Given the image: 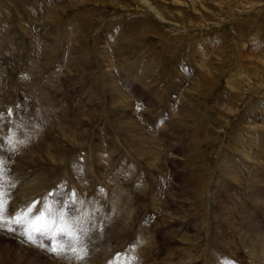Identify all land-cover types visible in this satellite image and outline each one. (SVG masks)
<instances>
[{
    "label": "rangeland",
    "instance_id": "374dc122",
    "mask_svg": "<svg viewBox=\"0 0 264 264\" xmlns=\"http://www.w3.org/2000/svg\"><path fill=\"white\" fill-rule=\"evenodd\" d=\"M157 11H160L161 16ZM0 40V45H4L0 46V49L3 47L0 50V92H4L3 95L0 93V119L12 123V119H16L18 113L21 118L22 113L26 117V123L28 122L26 149L20 155L16 154V150H11L5 156L8 161H5L4 169L6 174L11 170L13 181L22 178L14 165L19 156L26 159L29 157L26 160L29 165H26V161L21 162L20 170H32L34 167L33 170H56L51 164L52 156L46 150L53 152V148L57 147L62 149L59 155L69 157L66 159L69 163L68 170L72 164L76 166L72 170H98L100 167L93 163L94 155L102 150L101 155L105 152L110 155L111 152L113 168L107 170L118 172V184L121 188L128 189L131 194L132 187L143 188L145 184L148 187L146 195H142L143 192L137 195V199L138 204L142 200L148 206L150 204L153 214L147 220L149 223L138 226L132 223L131 228L128 222L126 228L129 232L132 229L131 234L129 233L131 237L128 232L125 234L129 235L126 236L129 237L126 241L132 250L153 248L148 253H153L154 256L147 255L150 262L147 257L144 260L146 263L148 261L147 264L156 260L154 264H173L175 261V264H186V261L191 264L193 260L192 264H264L263 255H259L260 249L264 250V0H0ZM40 65L46 67V71ZM19 69L23 71L22 74ZM32 70L36 73L35 76L32 75ZM38 74L42 77H37ZM32 76L39 78V81L33 77L36 83L33 82ZM11 77L12 80L15 79L12 82ZM25 84L30 85V88L34 86V91L30 89L34 93L28 91L29 86ZM6 94L7 98L4 100ZM52 104H55L54 108L58 109V113L52 116V125L44 126L36 109ZM76 107L85 111L82 116H76ZM59 108L62 109L61 113ZM4 114L8 118L5 119ZM60 120H64L63 123L66 120L67 125L64 123L63 126H67L66 130L70 134L73 132L77 136L72 143H67L61 131L58 132L61 126H58L57 121L61 122ZM79 120L84 121L86 127L82 128ZM129 120L142 123L147 137V140L138 138L140 142L135 139L133 148L131 142L122 137L125 134V125L122 124ZM73 127L76 130L70 131ZM179 127L181 128L178 130ZM34 128L43 129L41 135L47 143L43 142L42 136L38 137L33 132ZM81 128L86 132L78 138L77 133L82 131ZM11 130L7 129L2 138L6 135L10 137L12 134L7 132L12 133ZM56 134L59 137H55ZM175 143L180 147L173 145ZM6 149L0 148V157L4 155L2 152H7ZM114 150L116 154L113 153ZM155 152L157 153L154 154ZM85 155L89 157L86 159ZM11 164L14 169L10 168ZM27 166H32V169ZM234 167H238L237 170ZM33 170L25 175L34 173ZM127 170H134L135 177L129 181V185L121 183ZM151 171L155 176L148 174ZM229 171L237 173L232 176L233 173L228 174ZM141 175L147 176L144 181L139 179ZM242 175L245 177H240ZM88 176L89 174L85 175L86 181L92 186L94 182ZM6 178L8 183L11 178ZM65 180L66 175L58 177L59 185ZM100 181L96 182L97 189L107 193V185L103 183V179ZM165 184L171 186L166 187ZM111 186L114 188V181H111ZM18 189H22L20 193L25 191L26 182L23 179L16 184L14 196L18 195ZM156 193L158 196H154ZM7 198L10 200V197ZM151 201L155 202V207ZM245 218V223H242ZM166 224L171 226L167 236L166 229L163 228ZM239 225L242 228L239 229ZM243 226L248 227L247 230ZM5 238L0 236V252L4 250L2 247L7 246L12 256L9 257L13 261L8 259L4 264H15L16 254L19 258L24 257L23 260L27 259L26 264L31 262V258L35 260V264H45L47 261V256L41 251L45 247L44 242L38 243L39 252H34L35 249L17 238ZM40 239L42 238H37V242ZM243 239L248 241L247 244ZM222 240L229 242L224 243ZM137 243L140 244L136 245ZM158 243H161L160 246ZM116 252L114 249L111 254ZM166 252L172 257L168 259ZM236 253L239 255L236 256ZM151 257L154 259H150ZM179 258L191 262H183ZM123 262L129 264L127 260Z\"/></svg>",
    "mask_w": 264,
    "mask_h": 264
},
{
    "label": "bare ground",
    "instance_id": "6f19581e",
    "mask_svg": "<svg viewBox=\"0 0 264 264\" xmlns=\"http://www.w3.org/2000/svg\"><path fill=\"white\" fill-rule=\"evenodd\" d=\"M147 3V2H146ZM153 6V5H152ZM153 8V7H152ZM154 9V8H153ZM158 12V11H157ZM158 15L159 16H161V13H160V11L158 12ZM31 17H32V15H31ZM34 17V16H33ZM35 18V17H34ZM9 30V29H8ZM30 31V30H29ZM28 31V32H29ZM25 32H26V30H25ZM27 32V33H28ZM31 32V31H30ZM30 34V33H29ZM7 37V36H6ZM3 40V39H2ZM2 40H0V41H2ZM35 40V39H34ZM6 41V40H5ZM36 41H40V40H37L36 39ZM40 44V43H39ZM48 44V43H47ZM3 44L1 43V45L0 46H2ZM38 45V44H37ZM41 45V44H40ZM43 45V44H42ZM4 46V45H3ZM7 47V46H6ZM36 47V46H35ZM47 47V46H46ZM3 48V47H2ZM1 48V49H2ZM8 48H9V46H8ZM44 48V47H43ZM0 49V50H1ZM41 49V48H40ZM3 50V49H2ZM5 51V50H4ZM33 51V50H32ZM36 51H38V50H36ZM30 52V51H29ZM34 52V51H33ZM40 52H42V50L40 51ZM45 52V51H44ZM32 53V52H31ZM196 53V52H195ZM35 54V53H34ZM42 56H44V55H42ZM4 57V56H3ZM35 57V56H34ZM32 58V57H31ZM31 58H30V60H31ZM35 58H37V59H39V58H41V57H35ZM35 58H33L34 60H36ZM6 59V58H5ZM15 59V58H14ZM32 59V60H33ZM40 60H42V59H40ZM44 60V59H43ZM63 60V59H62ZM15 61V60H14ZM49 61V60H48ZM3 62H5V61H3ZM8 62V61H7ZM32 62V61H31ZM43 62V61H42ZM59 62V61H58ZM33 63V62H32ZM16 64V63H15ZM14 64V65H15ZM35 64V63H34ZM34 64H33V66H34ZM38 64H39V62H38ZM41 64V63H40ZM67 64V63H66ZM43 65V64H42ZM17 66V65H16ZM23 66V65H22ZM32 66V67H33ZM36 66H37V64H36ZM35 66V67H36ZM30 67V66H29ZM32 67H31V69H32ZM45 67V66H44ZM57 67V66H56ZM4 68H6V67H4ZM19 68V67H18ZM22 68H24V67H22ZM21 68V69H22ZM40 68H43V66L41 67V65H40ZM39 68V69H40ZM15 69H16V67H15ZM21 69H19V70H21ZM38 69V68H37ZM37 69L35 70V71H37ZM43 69H45V71H46V67L45 68H43ZM42 69V70H43ZM26 70V69H25ZM34 70V69H33ZM32 70V71H33ZM31 71V72H32ZM40 72H41V69L39 70ZM22 70H21V74H22ZM27 72H29V70L27 71ZM48 72V71H47ZM46 72V73H47ZM14 73V72H13ZM16 73L18 74V72L16 71ZM26 73V72H25ZM32 73H34V71L32 72ZM43 73H45V72H43ZM42 73V74H43ZM9 74V73H8ZM10 74H11V72H10ZM10 74H9V77H10ZM21 74H20V76H21ZM35 74L36 73H34V74H32V75H34L35 76ZM19 75V74H18ZM29 75H30V72H29ZM28 75V76H29ZM57 75H61V74H57ZM2 76V75H1ZM34 76H32V79H33V77ZM37 76V75H36ZM40 75L38 74V76L37 77H39ZM40 77H42V75L40 76ZM58 77V76H57ZM60 77V76H59ZM110 77V76H109ZM13 78H17V77H13ZM24 78V77H23ZM35 78V77H34ZM1 79V78H0ZM32 79H31V77H30V80L32 81ZM35 79H37V78H35ZM41 79V78H40ZM43 80H44V78H42ZM4 80V79H3ZM13 80H15V79H13ZM12 80V77H11V82L13 81ZM26 80H28V79H26ZM56 80V79H55ZM61 80V79H60ZM37 82L39 81V78L36 80ZM57 81V80H56ZM113 81V80H112ZM33 82H35L34 81V79H33ZM32 82V83H33ZM45 82V81H44ZM14 83H15V81H14ZM13 83V84H14ZM29 83V82H28ZM36 83V82H35ZM51 83V82H50ZM49 83V84H50ZM62 83V82H61ZM75 83V82H74ZM5 84V83H4ZM9 84V83H8ZM12 84V83H11ZM10 84V85H11ZM42 84H44L43 83V81H42ZM48 84V85H49ZM55 84H56V82H55ZM55 84H54V86H55ZM15 85V84H14ZM13 85V86H14ZM26 85H28V84H25V86ZM31 85H33V84H31ZM34 85H36V84H34ZM37 85H38V83H37ZM40 85V84H39ZM59 85V84H58ZM1 86V85H0ZM6 86H7V84H6ZM12 86V88L14 89V87ZM29 87V90L28 91H31L30 89H33L34 88V86L32 87V88H30L31 86L30 85H28ZM115 86V85H114ZM20 88V87H19ZM27 88V89H28ZM40 88V87H39ZM15 89H16V87H15ZM14 89V90H15ZM57 89V88H56ZM0 90H1V87H0ZM3 90H4V88H3ZM5 90H6V87H5ZM26 90V89H25ZM36 90V89H35ZM40 90H43V89H41L40 88ZM115 90V89H114ZM7 91V90H6ZM12 91V90H11ZM16 91V90H15ZM21 91V90H20ZM33 91H34V89H33ZM33 91H31L32 93H34ZM57 91V90H56ZM113 91V90H112ZM116 91V90H115ZM3 92V91H2ZM2 92H0V93H2ZM27 92V91H26ZM30 92V93H31ZM111 92V91H110ZM117 92V91H116ZM4 93V92H3ZM3 93L1 94V95H3ZM5 93H8V92H5ZM10 93H12V92H10ZM23 93H25V92H23ZM27 93H29V92H27ZM42 93V92H41ZM121 93V92H120ZM36 94H38L37 93V91H36ZM35 94V96L37 97V95ZM10 95V94H9ZM31 95V94H30ZM45 95V94H44ZM6 96V97H5ZM4 97V100L7 98V94L5 95ZM12 96V95H11ZM15 96L16 95H14V99H15ZM22 96V95H21ZM32 96H34L33 94H32ZM2 97V96H1ZM19 97H20V95H19ZM35 97V98H36ZM17 98V97H16ZM26 98H28L27 97V95H26ZM49 98V97H48ZM18 99V98H17ZM22 99V98H21ZM31 99V98H30ZM46 99H47V97H46ZM45 100V99H44ZM173 100V99H172ZM21 101V100H20ZM19 101V102H20ZM28 101H30L29 100V98H28ZM55 101V100H54ZM1 102V101H0ZM5 102H8V100H6ZM12 102V101H11ZM47 102H49L48 100H47ZM46 102V103H47ZM50 102H52V100H50ZM9 103V102H8ZM7 103V104H8ZM14 103V102H13ZM12 103V104H13ZM17 103H18V101H17ZM29 104H30V102H28ZM32 103H34V102H32ZM54 103H56V102H54ZM11 104V103H10ZM41 104H42V102H41ZM1 105V104H0ZM16 106V105H15ZM29 106V105H28ZM44 106V105H43ZM45 106H47V104L45 105ZM52 106H53V104H52ZM52 106H48V107H43V108H40V107H37V114L39 115V117H41V120H40V122L42 123V124H44V126L46 125V126H50V125H52V116L53 115H56L58 112H57V110L54 108L55 107V104H54V106L52 107ZM56 106H58L57 104H56ZM5 107V106H4ZM59 107V106H58ZM61 107V106H60ZM81 107V106H80ZM228 107V106H227ZM5 108H7L8 109V107H5ZM3 109V108H2ZM140 109V108H139ZM8 110H10V109H8ZM17 110V109H16ZM15 110V111H16ZM59 110H60V108H59ZM74 110V109H73ZM123 110V109H122ZM125 110V109H124ZM74 111H76L77 113H76V116L77 115H79V114H81V116H82V114L85 112V111H82L80 108H75V110ZM137 111V110H136ZM57 112V113H56ZM62 112V109L60 110V112L59 113H61ZM13 113V112H12ZM67 113V112H66ZM10 114H11V111H10ZM67 114H70V113H67ZM66 114V115H67ZM177 114V113H176ZM1 115V114H0ZM5 115V114H4ZM7 115V114H6ZM5 115V116H6ZM59 115V114H58ZM19 116V117H18ZM18 116L16 117V119H12V123H9V122H5V120L4 119H0V138H1V140L2 141H0V148L1 149H3L4 147H6L7 149V152L5 151V152H2L4 155H3V157H0V162H2L3 163V172L2 173H0V185H1V183H4V182H6V177H7V175H6V170L4 169V165H5V161H8V160H6L5 159V156H7L6 154L8 153V152H10L11 150H16L17 151V153L16 154H18V155H20L21 154V152L23 151V150H25L26 149V146H27V140H26V134H27V131H28V129H26V125L28 124V122L26 123V117H25V115H24V117L22 116V113H21V118H20V113H18ZM30 116V115H29ZM62 116V115H61ZM63 116H65V115H63ZM13 117V116H12ZM32 117H36V116H32ZM6 118H8V116H6L5 117V119ZM64 119H65V117H63ZM28 119V118H27ZM61 119H62V117H61ZM132 119V118H131ZM54 121V120H53ZM61 121V120H60ZM64 121V120H63ZM63 121H61L62 123H63ZM80 121L81 120H79V124H82L81 126H82V128H84V127H86V123L83 121H81V123H80ZM58 123H59V125L58 126H61L60 128H58V132H60L61 134H62V137L63 138H65L66 139V141H67V143H72L73 141H75L76 139L75 138H77V136H75V134H70L67 130H66V127L65 126H63L64 125V123L66 124V120H65V122L63 123V124H60L61 122H59V121H57ZM128 122V121H127ZM127 122H123L124 124H122V125H125V130H124V132H125V134L122 136V137H124L125 138V140L126 141H129V142H131L130 144H131V146H132V143H134L135 142V139L137 140V141H139L140 142V139L141 140H147L146 138L147 137H145V133H144V131H145V128H144V126H142V123H140L139 121H130L129 120V122L127 123ZM33 123V122H32ZM56 123V122H55ZM73 123V122H72ZM72 123L71 124H69V125H72ZM10 124V125H9ZM158 124V123H157ZM54 126L56 125V124H53ZM67 125V124H66ZM159 125V124H158ZM41 126V125H40ZM58 126H56V127H58ZM178 126V125H177ZM42 127V126H41ZM56 127H54V128H56ZM72 127V126H71ZM70 127V128H71ZM74 127H75V125H74ZM72 128V130L70 129V131H73L74 129L76 130V128ZM76 127H78V125H76ZM81 128V129H82ZM123 128V127H122ZM160 128V127H159ZM173 128H175V127H173ZM181 127H179L178 128V130L180 129ZM7 129H12L11 131H12V135L9 137V136H7L6 134V137L4 136V138H2V136L4 135L3 133L4 132H6V130ZM163 129V128H162ZM161 129V130H162ZM176 129V128H175ZM55 130H57V128L55 129ZM77 130H78V128H77ZM42 131H43V129L42 128H34L33 129V132L34 133H36V135L38 136V137H41L42 135ZM49 131V130H48ZM47 131V132H48ZM180 131H182V129L180 130ZM46 132V131H45ZM85 130L84 129H82V131L81 132H78L77 133V135H78V138H80V136H81V134L83 133V135L85 134ZM121 132V131H120ZM53 133H54V131H53ZM53 133H51V134H53ZM56 133H57V131H56ZM144 133V134H143ZM160 133V132H159ZM175 133V132H174ZM177 133V132H176ZM182 133V132H181ZM49 133H47V135H48ZM55 134V133H54ZM35 135V134H34ZM46 135V134H45ZM176 135H178V134H176ZM50 136V135H49ZM55 136V135H54ZM53 136V137H54ZM59 137V135H57L56 134V136L55 137ZM148 136H150V135H148ZM170 136V135H169ZM182 136V135H181ZM28 137V136H27ZM43 137V136H42ZM84 137V136H83ZM173 137H175V136H173ZM172 137V138H173ZM50 138V137H49ZM82 138V137H81ZM108 139H109V137H107ZM138 138H140V139H138ZM160 138V137H159ZM169 138V137H168ZM43 139H44V137H43ZM52 139H54V138H52ZM56 139H58V138H56ZM101 139V138H100ZM116 139V138H115ZM152 139V138H151ZM156 139H158V138H156ZM156 139H153L154 141L156 140ZM175 139V138H174ZM50 140H51V138H50ZM55 140V139H54ZM61 140V139H60ZM88 140H89V138H88ZM99 140V139H98ZM114 140V139H113ZM149 140H150V138H149ZM148 140V141H149ZM160 140V139H159ZM30 141V140H29ZM35 141V140H34ZM44 141H46L45 139L43 140V142ZM63 141V140H62ZM61 141V142H62ZM78 141V140H77ZM91 141V140H90ZM97 141V140H96ZM100 141V140H99ZM101 141H102V139H101ZM105 141V140H104ZM111 141V140H110ZM115 141V140H114ZM152 141V140H151ZM151 141H150V143H151ZM163 141H165V140H163ZM42 142V141H41ZM49 142V141H48ZM56 142V141H55ZM59 142V141H58ZM116 142V141H115ZM129 142H127V143H129ZM144 142V141H143ZM156 142H158V141H156ZM155 142V143H156ZM162 141H160V143H161ZM176 142V141H175ZM39 143H40V141H39ZM44 143H47V141L46 142H44ZM50 143H51V141H50ZM53 143V142H52ZM51 143V144H52ZM60 143V142H59ZM86 143V142H85ZM102 143V142H101ZM106 143V142H105ZM136 143H138V142H136ZM142 143V142H141ZM160 143H157V144H160ZM172 143H174V142H172ZM171 143V144H172ZM40 144H42V143H40ZM50 144V145H51ZM57 144V143H56ZM78 144H80L79 142H78ZM93 144V143H92ZM142 144H144V143H142ZM145 144H147V143H145ZM154 144V143H153ZM178 144V143H177ZM250 144V143H249ZM36 145V144H35ZM46 145H48V144H46ZM50 145H49V147H50ZM73 145V144H72ZM99 145V144H98ZM103 145V144H102ZM139 145V144H138ZM152 145V144H151ZM161 145H162V143H161ZM173 145H175V146H177L176 145V143L175 144H173ZM254 145V144H253ZM31 146H32V143H31ZM41 146V145H40ZM39 145H38V147H40ZM54 146H56V145H54ZM146 146H148V145H146ZM158 146V145H157ZM73 147V146H72ZM103 147V146H102ZM128 147V146H127ZM143 147V146H142ZM145 147V146H144ZM143 147V148H144ZM149 147V146H148ZM154 147V146H153ZM178 147H180V146H177V148ZM30 148H32L33 149V147H30ZM35 148V147H34ZM41 148V147H40ZM44 148V147H43ZM45 148H48V147H45ZM61 148H62V144H61ZM65 148V147H64ZM100 148V147H99ZM132 148H133V146H132ZM139 148V147H138ZM158 148H160V147H158ZM54 149V151L53 152H51V151H48V150H46L48 153H50V156H52V158H51V164L53 165V167H56V170H52L51 168V170H48L47 168L45 169V171L46 170H48L47 172H45V171H42V169L40 170V168H39V170H33L31 167L32 166H27L28 168H31L32 170H33V172L34 173H32L31 172V174L30 175H28V176H26L25 174L26 173H29L30 171H32V170H20V168H19V166H20V163L22 162H25L29 157H27V159L26 158H24L23 156L20 158V156L18 157V161L14 164L12 161V163L15 165V170L22 176V178L20 177V178H18V179H16L15 181H13L11 184H19L20 183V181H21V179H23V181H25L26 182V189H25V191H23L22 193H20L21 192V190L22 189H18V195H16V196H14L13 194H14V192H15V187H9V190H8V193L9 194H7L8 195V197H10V200H9V204H8V211L10 210V208L11 207H14L15 206V209L17 208V209H23V208H25V209H27L28 208V206L29 205H31L34 201H36V202H41L42 201V198H43V201H45L48 205H51L52 207H53V210L54 211H60V212H64L65 213V216H66V218L71 222V223H73L75 226H76V231H77V235H78V240L77 241H75V242H73V244H72V247L73 248H75V251L73 252L72 250H71V248H68V247H66V244H67V240H66V238H65V243H64V246H63V248H64V252L61 254V255H56V254H54V253H52L50 250H49V248L46 246V243H44V245H45V247L43 246L42 247V249H41V251H43L44 252V254L47 256V263H48V261L50 262V264H92V262L94 261L95 263H103V264H124V260H127L128 261V263L129 264H147L148 263V261H147V263L144 261L145 260V258L147 257V260H149V258H148V256L147 255H150L149 253L151 252L150 250H153V248L152 249H149L150 247H148V250H147V248H143L142 250H132L133 248H130V247H128V244H127V239L126 238H129V237H131V231H132V229H131V231L129 232V230H128V228H126V227H128L127 226V224H128V222H130V225H129V227H131V225H132V223H133V225L134 224H137L136 226H138V224L139 225H142V224H144L145 222H148L147 220H148V218H149V216L151 215V214H153V212L151 211V206H150V204H149V206H148V204H146L145 202H144V200H142V202L140 203V204H138V199H137V195H139V194H142L143 192V194L142 195H146V193H147V190H148V187L146 186V184L143 186V188H136V187H132V190H131V194H129L128 193V189H124V188H121L120 186V184H118V181H119V175L117 174L118 172H116L115 170H107L108 168L109 169H111V168H113V167H111V160H112V153L110 152V155H108L106 152L105 153H103L102 155H101V153L100 152H102V151H100L99 149H97L98 151H100V152H98V153H96L95 155H94V160H93V163L95 164V166H97V167H100V169H98V170H87V169H85V170H72V168H76V166H74L72 163H70V164H72V165H70V169L68 170V168H69V163L67 162V158H69V157H67L66 155H62V154H60L59 155V151L61 152L62 151V149H57V147H55V148H53ZM52 149V150H53ZM75 149V148H74ZM94 149V148H93ZM101 149H103V148H101ZM104 149H107V148H104ZM130 149H131V147H130ZM140 149V148H139ZM35 150V149H34ZM33 150V151H34ZM37 150V149H36ZM35 150V151H36ZM40 151H42V149H39ZM50 150H51V148H50ZM84 150V149H83ZM97 150H95V151H97ZM108 150V149H107ZM111 150V149H110ZM138 150V149H137ZM152 150V148L150 149V151ZM15 151V152H16ZM28 151V150H27ZM26 151V152H27ZM32 151V152H33ZM40 151H38L39 153H40ZM45 151V150H44ZM63 151H65V150H63ZM143 151V150H142ZM145 151V150H144ZM156 151V150H155ZM250 151V150H249ZM38 152H37V155H38ZM43 152V151H42ZM41 152V153H42ZM46 152V153H47ZM85 151H83V153H84ZM91 153L93 152V151H90ZM140 152H141V149H140ZM1 153V154H2ZM24 153V152H23ZM62 153V152H61ZM65 153V152H64ZM113 153L114 154H116L115 153V150L113 151ZM157 152H155L154 154H156ZM30 153H28V155H29ZM86 154V153H85ZM151 154V153H150ZM166 154V153H165ZM246 154H248V152H246ZM250 154V153H249ZM24 155V154H23ZM26 155H27V153H26ZM36 155V154H35ZM34 155V156H35ZM87 155V154H86ZM85 155V157H86V159L89 157H87ZM90 155V154H89ZM144 155V154H143ZM146 155V154H145ZM158 155V154H157ZM33 156V157H34ZM48 156V155H47ZM91 156H92V154H91ZM113 156H115L116 158H118L117 156H118V153H117V156L116 155H113ZM152 156H155V155H152ZM93 157V156H92ZM139 157V156H138ZM141 157H142V155H141ZM43 158L45 159V157L43 156ZM49 158V157H48ZM114 158V157H113ZM116 158H115V160H116ZM146 158V157H145ZM144 158V159H145ZM162 158V157H161ZM160 158V160H162ZM250 158V157H249ZM42 159V158H41ZM71 159V158H70ZM81 159H82V157H81ZM148 159H150V158H148ZM159 159V158H158ZM169 159V158H168ZM248 159V158H247ZM10 160V159H9ZM33 160H34V158H33ZM40 160V159H39ZM74 160V159H73ZM155 160V159H154ZM35 161V160H34ZM44 161H49V160H44ZM113 161V160H112ZM147 161V160H146ZM170 161H172V160H170ZM182 161V160H181ZM27 162V161H26ZM31 162H32V160H31ZM30 162V163H31ZM50 162V161H49ZM72 162H74V161H72ZM96 162H97V164H96ZM115 162V161H114ZM157 162V161H156ZM22 163H21V165H22ZM28 163V162H27ZM245 163V162H244ZM8 164V163H7ZM50 164V163H49ZM91 164V163H90ZM138 164V163H137ZM157 165H158V163H156ZM161 164H162V161H161ZM242 164V163H241ZM12 165V164H11ZM14 165H12L11 166V168H13L14 169ZM26 165H29V163L28 164H26ZM38 165H40V164H38ZM116 165V164H115ZM156 165V166H157ZM163 165V164H162ZM237 165H238V163H237ZM35 166H37L36 164H35ZM42 166V165H41ZM114 166V165H113ZM242 166H244V165H242ZM26 167V168H27ZM38 167V166H37ZM40 167V166H39ZM46 167V166H45ZM47 167H48V165H47ZM158 167V166H157ZM162 167V166H161ZM65 168V170H63ZM104 170H103V169ZM235 168V170H237L236 168H238V167H234ZM243 168V167H242ZM102 169V170H101ZM154 169V168H153ZM8 170V169H7ZM228 170H230V169H228ZM242 170H244V169H242ZM249 170H251V169H249ZM122 171V170H121ZM160 171H162V170H160ZM159 171V172H160ZM182 171V170H181ZM188 171V170H187ZM227 171V170H226ZM239 171V170H238ZM241 171V170H240ZM133 172H134V170H127V172H125L124 173V177L125 178H123L122 180H121V183H123V184H125V185H129V181L131 180V179H133V177H134V174H133ZM149 172V171H148ZM157 172H158V169H157ZM170 172V171H169ZM169 172H166V173H169ZM175 172V171H174ZM177 172H179V171H177ZM224 172V171H223ZM83 173H84V175H83ZM139 173V172H138ZM150 173H152V175L150 174ZM150 173H148L150 176H155V174L153 175V172L151 171ZM154 173H155V171H154ZM161 173V172H160ZM229 173H233V175L232 176H234L235 175V173H237L236 171L235 172H231V171H229L228 172V174ZM240 173V172H239ZM244 173V172H243ZM242 173V174H243ZM247 173V172H246ZM32 174H34V175H32ZM86 174H89V178L91 177L92 178V180H93V185L91 186V184H88L87 183V178H85V175ZM147 174V173H146ZM177 174V173H176ZM185 173H183V175H184ZM187 174V173H186ZM63 175H66V180H65V182L64 183H62V184H60L59 185V183H58V177H60V176H63ZM179 175H181V174H179ZM226 175V174H225ZM24 176H26L25 178H24ZM146 176V175H145ZM145 176H143V175H141V176H139L140 178V180L141 181H144L143 179L145 178ZM158 176V175H157ZM244 175H242V176H240V177H243ZM137 177V176H136ZM147 177V176H146ZM245 177V176H244ZM9 178V177H8ZM135 178V177H134ZM156 178V177H155ZM161 178V177H160ZM167 178V177H166ZM171 178V177H170ZM184 178V177H183ZM248 178H249V176H248ZM247 177H246V180L248 179ZM255 178V177H254ZM14 179V178H13ZM102 179H103V183L104 184H106L107 185V187H108V189L109 190H107L108 192L107 193H103V192H101L100 190H98L97 189V185H96V182H99L100 180L102 181ZM150 179H152V178H150ZM164 179V178H163ZM231 179V178H230ZM238 179H239V177H238ZM92 180L90 181V182H92ZM147 180V179H146ZM146 180H145V183H146ZM153 180H154V178H153ZM170 180V179H169ZM244 180V179H243ZM249 180V179H248ZM100 181V182H101ZM111 181H114V183H115V186H114V188H112V186H111ZM128 181V182H127ZM161 181V180H160ZM163 181V180H162ZM168 181V180H167ZM242 181V180H241ZM67 182H69V185H67ZM132 182V181H131ZM138 182V181H137ZM157 182V181H156ZM165 182V181H164ZM243 182V181H242ZM247 182V181H246ZM172 183V182H171ZM239 183V182H238ZM135 184V183H134ZM133 184V185H134ZM147 184H149L148 183V181H147ZM155 184V183H154ZM7 185H8V183H7ZM102 185V184H101ZM105 185V186H106ZM156 185V184H155ZM158 185V184H157ZM160 185H161V183H160ZM159 185V186H160ZM166 185V184H165ZM170 185V184H169ZM104 186V185H103ZM140 186H141V184H140ZM168 185H166V187H167ZM171 186V185H170ZM170 186H168V187H170ZM188 186H189V184H188ZM243 186V185H242ZM246 186V185H245ZM156 187V186H155ZM165 187V186H164ZM244 187V186H243ZM158 187H156V189H157ZM192 189H193V187H191ZM54 189V190H53ZM159 189V188H158ZM168 189L169 188H167V191H168ZM189 190H190V187H189ZM51 191H53V193L51 192ZM127 193H126V192ZM243 191H245V189L243 190ZM159 192V191H158ZM162 191H160V193H161ZM165 192V191H164ZM182 192L184 193V190H182ZM181 192V193H182ZM188 192V191H187ZM160 193H158V194H160ZM163 193V192H162ZM182 193V194H183ZM190 193V192H189ZM151 194H152V192H151ZM150 194V195H151ZM163 194H165V193H163ZM155 195H157V193L156 194H154V196ZM177 195V194H176ZM158 196V195H157ZM156 196V197H157ZM175 196V195H174ZM187 196V195H186ZM189 196V195H188ZM3 197H4V200H5V195L3 194ZM153 197V196H152ZM164 197V196H163ZM144 198V197H143ZM153 198H155V197H153ZM165 198V197H164ZM58 199V202L56 203L55 201ZM140 199V198H139ZM150 199H152V198H150ZM156 199V198H155ZM157 199H158V197H157ZM156 199V200H157ZM159 199H161L160 197H159ZM141 200V199H140ZM153 200V199H152ZM156 200H154L155 202H156V204H157V201ZM182 200V199H181ZM64 201H66V203L64 204L63 202ZM153 201V202H154ZM152 202V201H151ZM153 202H152V205L155 207L156 205H154L153 204ZM154 202V203H155ZM162 202H163V200H162ZM160 203V202H159ZM164 203V202H163ZM181 203V202H180ZM60 205V208H57V206L56 205ZM162 204V203H161ZM161 204H159V206L161 205ZM165 205V203L162 205V206H164ZM43 204L42 203H37L36 204V208H38V209H40V208H43ZM172 206V205H171ZM216 206V205H215ZM165 208V207H164ZM24 209V210H25ZM64 209V210H63ZM217 209V208H216ZM153 211L155 210V208L154 209H152ZM157 210V209H156ZM161 210H163V209H161ZM176 210V209H175ZM182 210V209H181ZM66 211H72L73 212V214L71 215V216H69V217H67V213H66ZM136 211V212H135ZM157 212V211H156ZM160 212V211H159ZM158 212V213H159ZM177 213H178V211H177ZM221 213V212H220ZM155 214V213H154ZM158 215V214H157ZM164 215V214H163ZM214 215V214H213ZM221 215V214H220ZM229 215V214H228ZM155 216V215H154ZM178 216V215H177ZM215 216V215H214ZM223 216H225V215H223ZM157 217V216H156ZM217 217V216H216ZM222 217V216H221ZM158 218V217H157ZM159 218H160V215H159ZM161 218H163V217H161ZM218 218H219V216H218ZM221 219V218H220ZM223 219V218H222ZM226 220L228 219V216L226 215V218H225ZM230 219H233V218H230ZM225 220V221H226ZM234 220V219H233ZM237 220V219H236ZM243 220V219H242ZM241 220V221H242ZM230 220H228L227 222H229ZM241 221H239V223L241 222ZM244 221H246V218H245V220H243V222L242 223H245ZM249 221V220H248ZM247 221V222H248ZM170 222V221H169ZM169 222H167V223H169ZM236 221H234V223H235ZM246 222V223H247ZM253 222V221H252ZM149 223V222H148ZM147 223V224H148ZM156 223H158V222H156ZM241 223V224H242ZM171 224V223H170ZM170 224H166L165 226H163V228H164V230L166 231V233L165 232H163V231H161V233H165V235L167 236V234L168 233H170L169 231H170V228H171V226H170ZM229 224H230V222H229ZM228 224V226L230 227L231 225H229ZM248 224V223H247ZM133 225H132V227H133ZM243 225V224H242ZM252 225V224H251ZM250 225V226H251ZM233 226V225H232ZM235 226V225H234ZM245 226V225H244ZM243 226V227H244ZM246 226H249V225H246ZM117 227L119 228V229H117ZM131 227V228H132ZM161 227V226H160ZM228 227V228H229ZM236 227H238V226H236ZM240 225H239V229H240ZM11 228V224H8V225H5L4 227H0V236H2L3 238L4 237H6V238H9V240L10 239H12V240H14V238H16V236H20V234L22 233V229L19 227V230H9ZM237 228V229H238ZM242 228V227H241ZM244 228H246V230H247V228L248 227H244ZM251 228V227H250ZM12 229V228H11ZM157 229H159V228H157ZM161 229V228H160ZM233 229H234V227H233ZM232 229V230H233ZM236 228H235V230H237ZM251 229H253V227L251 228ZM255 229V228H254ZM156 230V229H155ZM162 230V229H161ZM174 230V229H173ZM256 230V229H255ZM24 231V230H23ZM158 231V230H157ZM238 231V230H237ZM237 231H235V232H237ZM241 231V230H240ZM128 232V234L130 235H126V236H129V237H126L125 236V234ZM135 232H138V230L137 231H135ZM134 232V233H135ZM150 232H153V231H151L150 230ZM174 232H176V231H174ZM235 232H234V234H235ZM250 232H252V230L250 231ZM249 232V233H250ZM20 233V234H19ZM160 233V234H161ZM172 233H173V231H172ZM238 233V232H237ZM253 233H254V231H253ZM253 233H251V235H253ZM137 234V233H136ZM158 233H156V235H157ZM243 234H245V233H243ZM255 234V233H254ZM262 234H264V233H262ZM132 235H134V234H132ZM146 236H147V234H145ZM151 235H152V233H151ZM237 235H239V234H237ZM136 236V235H135ZM158 236V235H157ZM156 236V237H157ZM240 236H241V234H240ZM246 236H247V231H246ZM245 235L243 236L242 235V237H245V238H247ZM250 236V235H249ZM145 237V236H144ZM219 237V236H218ZM239 237V236H238ZM255 237H256V235H255ZM254 237V238H255ZM262 237V236H261ZM5 238V239H6ZM153 238V237H152ZM158 238V237H157ZM161 238H164V236L163 237H161ZM168 238V237H167ZM167 238H166V240H167ZM230 238H231V236H230ZM241 238V237H240ZM240 238H238L239 240H240ZM249 238V237H248ZM18 239H21L20 237L18 238ZM134 239H135V237H134ZM136 239H137V237H136ZM154 239V238H153ZM170 239V238H169ZM223 239V238H222ZM233 239V238H232ZM231 239V240H232ZM236 239V238H235ZM234 239V240H235ZM252 239H253V236H252ZM262 239H263V237H262ZM24 239H22V242H24L23 241ZM111 240V241H110ZM133 240V239H132ZM146 240V239H145ZM148 240V239H147ZM150 240H152L151 238H150ZM155 240V239H154ZM164 240V239H163ZM170 240H172V239H170ZM214 240H215V238H214ZM244 241H246L245 239H243ZM243 240H241V242L243 241ZM249 240V239H248ZM213 241V240H212ZM222 241H224V240H222ZM225 241H227V240H225ZM225 241H224V243H225ZM250 241V240H249ZM255 241V240H254ZM263 241V240H262ZM262 241H260L261 243H262ZM21 242V241H20ZM27 243V245L29 246V247H32L33 249H35L34 250V252H36V251H38V243H36L37 242V240H36V242L35 243H33V242H30V241H26ZM147 242V241H146ZM150 242V241H149ZM208 242H209V240H208ZM216 242V241H215ZM214 242V243H215ZM227 242H229V241H227ZM236 242V241H235ZM240 242V241H239ZM238 242V243H239ZM247 242L248 241H246V244H247ZM259 242V243H260ZM124 243L126 244V245H124ZM128 243H129V240H128ZM132 243V242H131ZM162 243V242H161ZM160 243V244H161ZM205 243H207L206 241H205ZM256 243V242H255ZM264 243V242H263ZM262 243V244H263ZM3 244H4V242H3ZM24 244V243H23ZM138 244H140V243H137L136 245H138ZM147 244V243H146ZM151 244V243H150ZM160 244L158 243V245L160 246ZM176 244V243H175ZM217 244V243H216ZM227 244V243H226ZM229 244V243H228ZM234 244V243H233ZM236 245H238L237 243H235ZM240 244V243H239ZM250 244H251V241H250ZM249 244V245H250ZM252 244H253V242H252ZM131 245H133V244H131ZM181 245V244H180ZM235 245V246H236ZM264 245V244H263ZM5 246V245H4ZM147 246H150V245H146V247ZM151 246H152V244H151ZM232 246V245H231ZM234 246V247H235ZM240 246V245H239ZM259 246H261V244H259ZM7 247V246H6ZM6 247H2L4 250H2L1 252H0V264H4V262L6 261V260H11L12 258H10V257H12V256H10L11 254H10V251L9 250H7V248ZM109 247H112V249H109ZM154 247V246H153ZM228 247H230V246H228ZM233 247V248H234ZM241 247V246H240ZM246 248L248 247L247 245L245 246ZM249 247H251V246H249ZM256 247V246H255ZM18 248H19V246H18ZM22 248V247H21ZM122 248H125V249H122ZM155 248H156V245H155ZM158 248V247H157ZM172 248V247H171ZM208 248V247H207ZM215 248V247H214ZM263 248H264V246H263ZM9 249H11L10 247H9ZM20 249V248H19ZM114 249H116V251L118 252V251H121V252H116L114 255H112L111 254V252L113 253V250ZM206 249V248H205ZM209 249V248H208ZM238 249V248H237ZM252 249V248H251ZM15 250V249H14ZM21 250V249H20ZM224 250V249H223ZM241 250V249H240ZM256 250V249H255ZM148 251H150L149 253H148ZM157 251V250H156ZM188 251V250H187ZM190 251V250H189ZM220 251H222V248H221V250ZM225 251V250H224ZM223 251V252H224ZM229 251H231L230 249H229ZM233 251V250H232ZM236 251V250H235ZM245 251V250H244ZM252 251V250H251ZM39 252V251H38ZM152 252H155V251H152ZM205 252H206V250H205ZM228 252V251H227ZM237 252V251H236ZM240 252V251H239ZM250 252V251H249ZM157 253V252H156ZM168 252H166V254H167ZM172 252H170V254H171ZM178 253V252H177ZM190 253V252H189ZM250 253H253V252H250ZM255 253H256V251H255ZM19 254V253H18ZM120 254H123V256H121ZM165 254V255H166ZM173 254V253H172ZM188 254V253H187ZM225 254V253H224ZM245 254V253H244ZM248 254V253H247ZM246 254V255H247ZM24 255V254H23ZM152 255H153V253H152ZM152 255H150V256H152ZM167 255H169V253L167 254ZM174 255V254H173ZM177 255H179V254H177ZM176 255V256H177ZM185 255V254H184ZM208 255V254H207ZM228 255V254H227ZM230 255V254H229ZM234 255V254H233ZM239 255V254H238ZM237 255V253H236V256H238ZM242 255V254H241ZM259 255H263L262 256V258L264 259V250H261L260 249V251H259ZM10 256V257H9ZM16 256H17V254H16ZM14 257L16 260V262H15V264H26L25 263V260H27V259H25V260H23L24 259V257H23V259L22 258H19L18 256L17 257ZM42 256V255H41ZM154 256V255H153ZM158 256V255H157ZM160 256V255H159ZM162 256V255H161ZM160 256V257H161ZM199 256H201V255H199ZM231 256V255H230ZM235 256V257H236ZM248 256V255H247ZM246 256V257H247ZM261 256H259V257H261ZM21 257H22V254H21ZM26 257H28V256H26ZM25 257V258H26ZM43 257V256H42ZM70 257H71V259H72V257H73V260H71L70 261ZM159 257V258H160ZM163 257V256H162ZM166 257V256H165ZM168 257V256H167ZM172 257V255L170 256L169 255V257H168V259L169 258H171ZM189 257H190V255H189ZM193 258L195 257V256H192ZM208 257H209V255H208ZM252 257V256H251ZM156 258V257H155ZM173 258H175L174 256H173ZM172 258V259H173ZM185 258H186V256H185ZM188 258V257H187ZM193 258H192V260H193ZM202 258H203V255H202ZM216 258V257H215ZM233 258V257H232ZM237 258V257H236ZM249 258V257H248ZM150 259H154L153 257H151ZM157 259V258H156ZM165 259V258H164ZM175 259H177L178 260V258L176 257ZM210 259V258H209ZM208 259V260H209ZM39 260V259H38ZM162 260V259H161ZM165 260H167V259H165ZM171 260V259H170ZM174 260V259H173ZM179 260H182L183 261V259H180L179 258ZM186 260H188V259H186ZM185 260V261H186ZM216 260V259H215ZM247 260V259H246ZM12 261H13V259H12ZM40 261V260H39ZM151 261H154V260H151ZM157 261V260H156ZM156 261H154V262H156ZM158 261H160V260H158ZM181 261V262H182ZM185 261H183V262H185ZM189 261V260H188ZM194 261V260H193ZM192 261V262H193ZM195 261H196V259H195ZM217 261V260H216ZM257 261V260H256ZM27 262V261H26ZM46 262H44L45 264H46ZM149 262H150V260H149ZM154 262L153 263H151V264H154ZM164 262V261H163ZM170 262V261H169ZM171 262H173V261H171ZM178 262H180V261H178ZM180 262V263H181ZM189 262H191V261H189ZM192 262H191V264H192ZM209 262V261H208ZM246 262H248V261H246ZM255 261H253V263H254ZM261 262V261H260ZM12 263V262H11ZM28 263V262H27ZM38 263V262H37ZM36 263V264H37ZM41 263V262H40ZM167 264H168V262H166ZM175 263H177L176 261H175ZM175 263H173V264H175ZM263 263V262H262ZM262 263H259V264H262ZM29 264H35V260L34 259H32L31 258V262L29 263ZM94 264V263H93ZM158 264V263H157ZM160 264V263H159ZM172 264V263H171ZM186 264H187V261H186ZM190 264V263H189Z\"/></svg>",
    "mask_w": 264,
    "mask_h": 264
},
{
    "label": "snow or ice",
    "instance_id": "6c2138e0",
    "mask_svg": "<svg viewBox=\"0 0 264 264\" xmlns=\"http://www.w3.org/2000/svg\"><path fill=\"white\" fill-rule=\"evenodd\" d=\"M3 172V163L0 162V173ZM2 187V185H0ZM37 203H42L43 208H36ZM5 202L2 192H0V227L8 224H15L17 227L23 228V235L30 241L35 243L37 238H47L50 241L49 250L61 255L64 248L60 247L57 241L66 238V247L71 248L73 242L78 240L76 226L71 223L65 216L64 212L54 211L51 205L45 201H34L27 209L10 218L8 221L4 219ZM14 230V229H9Z\"/></svg>",
    "mask_w": 264,
    "mask_h": 264
}]
</instances>
